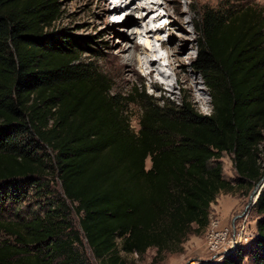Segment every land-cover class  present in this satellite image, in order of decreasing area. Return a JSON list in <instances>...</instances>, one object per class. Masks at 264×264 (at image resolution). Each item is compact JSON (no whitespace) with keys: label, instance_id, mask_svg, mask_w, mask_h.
I'll use <instances>...</instances> for the list:
<instances>
[{"label":"trees","instance_id":"16d2710c","mask_svg":"<svg viewBox=\"0 0 264 264\" xmlns=\"http://www.w3.org/2000/svg\"><path fill=\"white\" fill-rule=\"evenodd\" d=\"M60 17L58 0H0V264H90L83 242L96 264L179 252L207 227L216 196L233 190L222 153L233 154L238 187L264 177L263 10L230 0L204 12L195 65L208 116L159 106L145 90L113 93L86 44L49 32ZM128 103L140 106L136 132ZM54 177L61 194L51 198ZM31 186L47 203L24 218ZM253 208L255 234L220 264H264V185Z\"/></svg>","mask_w":264,"mask_h":264},{"label":"rangeland","instance_id":"374dc122","mask_svg":"<svg viewBox=\"0 0 264 264\" xmlns=\"http://www.w3.org/2000/svg\"><path fill=\"white\" fill-rule=\"evenodd\" d=\"M107 0H58L61 17L50 29L49 32L56 33L63 31L74 40L85 44L92 53L96 55L92 62L101 70L113 83V93H121L127 96L134 89L145 90L152 102L159 106L166 104L169 107H184L193 114L209 115L212 112L211 100L205 87V80L202 71L195 65L201 50V37L199 33V23L207 9H216L224 1L230 0H177L174 4L172 1H166L170 6L172 19L176 25H180L178 20L179 14H175L177 5L182 18H185L186 26L183 30H173L168 25V21H163L157 25L159 29L158 39L153 36L151 43L159 50V54L166 58L167 53L170 54L171 66L165 67L167 74L172 75L174 86H165V81L161 77L158 78V84L168 89V94L162 95L160 91L155 90L151 85V80L147 77L145 70H139L137 64L127 63L126 49L130 45L141 46L146 39L142 32L137 30L134 21H138V15L128 16L129 10L120 9V15L115 18L109 14L112 11L111 4L104 3ZM110 1V0H108ZM115 1V2H113ZM117 3L119 0H113ZM164 3L163 0H159ZM233 2L242 5L251 3L261 8L264 13V0H233ZM137 1L132 4L135 6ZM110 7V8H109ZM125 12V13H122ZM160 12L164 13L162 9ZM114 21V22H113ZM141 25V23H140ZM186 38V39H185ZM193 45L191 48L190 46ZM85 49H82L84 51ZM87 52L83 53V57L87 58ZM168 65L164 61V64ZM191 76L194 80L197 92L190 93L188 85L185 82V76ZM195 87V86H194ZM139 104L128 103L126 112L130 119L131 128L134 132L138 131V119L141 114ZM261 143L258 147V164L264 171V133L261 135ZM222 166V177L233 187L232 191L220 192L209 208V223L200 234H191L180 245V251L172 254H158L155 249L148 250L145 255L138 257L136 255L127 256L128 262L136 264H220L222 259L233 253L237 247L229 252L227 249L234 246L236 240L240 245L248 244L251 237L255 234V224L257 216L253 206L247 208L250 194L255 186L249 190L246 184L240 188V178L234 167L233 154L222 153L220 160ZM149 159L145 162V169L150 168ZM50 196H59L61 194L60 183L57 177L47 179ZM264 185V184H263ZM262 185V186H263ZM11 185L7 184L6 187ZM261 187V186H260ZM259 190L260 191V188ZM44 193L38 192L34 186L26 189L25 198L20 204L21 211L19 216L24 218L38 217L45 210L44 205L47 203L43 198ZM55 198V197H53ZM50 200V199H49ZM16 208V207H15ZM12 209L15 211L14 206ZM20 209V208H19ZM69 220L73 225V230H79L78 220L72 213ZM217 236L222 237V245L213 246ZM1 239L5 238L0 233ZM86 258L90 264H96L85 242L83 248ZM244 264H247L244 261Z\"/></svg>","mask_w":264,"mask_h":264},{"label":"bare ground","instance_id":"6f19581e","mask_svg":"<svg viewBox=\"0 0 264 264\" xmlns=\"http://www.w3.org/2000/svg\"><path fill=\"white\" fill-rule=\"evenodd\" d=\"M112 1L113 0H107L104 3L105 6L109 3L113 7L112 11L109 14L118 12V10L120 9H126L130 11L128 13L129 17L132 15H138V21L133 20L131 24H135L136 29L142 32L140 35H143V37L146 39L145 43H143L141 46L139 45L138 47V45H130L126 49L125 55L127 63L137 64L139 66V70H145V77L151 80L152 87L155 90L160 91L162 95L164 93L165 95H167L169 92L168 89L163 85L158 84L157 77L159 76L165 81V86H174L173 76L167 74L164 69L167 66H171L170 54L167 53L166 58L163 57L161 54H159V50L163 48L162 45L160 48H155L152 45L151 40L153 36L157 37L159 34L160 28H158L157 25L165 20L168 21V26L173 30L184 31L185 29L186 33V26H184L185 18H182V12H180L177 5H174L175 14H179L177 21L179 22V24H181V26L176 25V22H174V20H170L172 19L171 17L173 15L170 12V6L166 4V1H172L174 4H176L177 0H163L164 3H161L159 0H119L117 3H113L115 1ZM136 1L137 4H135V6H132V4H134V2ZM160 9H162L164 13L160 12ZM120 14L121 12H118L116 13V15H111V17L115 18ZM155 40H159L158 37ZM190 47L192 48L193 45H191ZM166 60L167 63H169L168 65H166V63L164 64V61L166 62ZM185 82L187 83L186 85H188L187 90H189L191 94L197 92L196 84L194 80L191 79V76H185Z\"/></svg>","mask_w":264,"mask_h":264},{"label":"water","instance_id":"95a60500","mask_svg":"<svg viewBox=\"0 0 264 264\" xmlns=\"http://www.w3.org/2000/svg\"><path fill=\"white\" fill-rule=\"evenodd\" d=\"M264 184V177L256 184L254 190L252 191V193L250 194L249 197V201H248V205L247 208L250 206H253L258 198V194H259V187L262 188V185Z\"/></svg>","mask_w":264,"mask_h":264},{"label":"built area","instance_id":"2783aa9c","mask_svg":"<svg viewBox=\"0 0 264 264\" xmlns=\"http://www.w3.org/2000/svg\"><path fill=\"white\" fill-rule=\"evenodd\" d=\"M222 237H223V236H220V237L217 236L216 240H214V242H213L212 247H213V246H216V247L218 246V247H219L220 245H222V244H223V243H221V242H222ZM233 244H234V246L232 245V247H230L229 249H227V250L225 251L226 253L229 252V251H231V250H233V248L237 247L238 245H240L239 242L236 241V240L233 242Z\"/></svg>","mask_w":264,"mask_h":264}]
</instances>
